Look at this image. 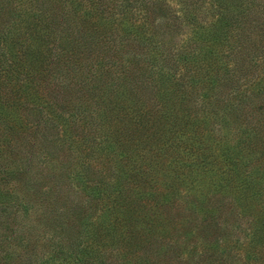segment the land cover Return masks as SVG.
Wrapping results in <instances>:
<instances>
[{"label": "trees", "instance_id": "1", "mask_svg": "<svg viewBox=\"0 0 264 264\" xmlns=\"http://www.w3.org/2000/svg\"><path fill=\"white\" fill-rule=\"evenodd\" d=\"M0 264H264V0H0Z\"/></svg>", "mask_w": 264, "mask_h": 264}]
</instances>
